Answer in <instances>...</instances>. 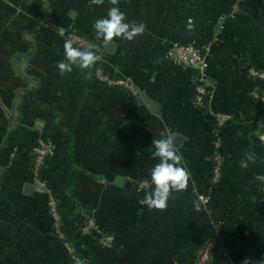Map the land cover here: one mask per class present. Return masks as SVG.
Instances as JSON below:
<instances>
[{
    "label": "crops",
    "instance_id": "1",
    "mask_svg": "<svg viewBox=\"0 0 264 264\" xmlns=\"http://www.w3.org/2000/svg\"><path fill=\"white\" fill-rule=\"evenodd\" d=\"M36 1L25 0V11L41 17L50 7L48 15L57 14L102 46L93 25L112 7L125 13L124 22L145 25L142 35L114 38L105 50L136 80L137 96L96 87L79 73L71 86L55 88L54 101L45 96L49 107L35 101L43 90H34L25 94L24 117H11L12 125L38 128L56 144L55 166L63 165L69 177L54 187L90 203L99 226L113 236L110 249L92 248L93 264H189L185 258L209 233L235 254L264 243V181L256 179L264 176V111L245 83L247 66L264 70V0H41L39 9L37 3L31 9ZM171 42L210 48L212 104L233 117L225 149L230 165L218 186L209 183L208 119L192 106L191 73L164 60ZM162 134L178 138L190 178L186 189L170 193L165 209H149L139 201L154 189L150 173L159 160L152 141ZM249 154L255 162L247 161ZM17 175L10 185L8 234L0 241V260L8 250L2 264H68L51 235L43 194H26L30 182L23 172ZM143 180L146 190L138 186Z\"/></svg>",
    "mask_w": 264,
    "mask_h": 264
},
{
    "label": "rangeland",
    "instance_id": "2",
    "mask_svg": "<svg viewBox=\"0 0 264 264\" xmlns=\"http://www.w3.org/2000/svg\"><path fill=\"white\" fill-rule=\"evenodd\" d=\"M24 2L25 0H0V144L6 138V136L9 138L17 137L22 141V143H24V138L27 137L28 133H30L29 137L38 138L37 141L41 139L40 137L42 135L37 132L38 128H32L29 130V128H26V126L23 125H12L13 122L11 121V117H13L14 115H16L18 119L24 117V98H26L24 92L25 90L29 91V93L34 90H43L45 94L35 97L36 102H40V99L43 100L41 102H48L45 100V96H48L49 100L54 101L55 96L52 93H54L55 88L71 86V82L73 81L72 76L74 74L78 75L80 73L82 76H85L86 79L90 82H92L93 80L98 81V76L101 77L105 75L108 76L111 81L119 79L123 80V82H126L128 84L129 88L122 90L131 97H135L138 95V85L136 83V80L128 77L126 73H123L119 70L120 68L118 65L120 64L114 63L107 57L105 52L106 48L104 46L95 43V41L84 38V36H87L84 31H82L84 33L82 36L78 35L75 31H73L74 27L72 24H69L64 28L61 24V20L55 23L54 19L52 20V18H50L48 14H42L41 17H38V15H35L34 13L31 14L28 10L25 11V9L23 8ZM36 2H32L31 5H29L31 9L32 4ZM41 11L44 12V9H42ZM220 21L221 19L218 22ZM61 27L63 29H61ZM49 30H55L56 32H58L60 37L71 42V44L75 48L87 49L91 44H95V50L98 52V54L102 55L103 59L96 62L95 65L89 67L88 69L82 70L78 66L74 65L71 72H65L63 75H61L59 69L57 68V63L66 59L65 52L62 48L55 50V48H58L59 45L53 42L52 36L48 34V32H46ZM33 44L34 46H32ZM172 46H189L204 53L208 69V57L210 52L209 47L198 46L195 43H166L164 51V60L166 62L168 61L167 59H165V54ZM168 63L171 64L170 62ZM174 67L182 71L191 73L190 71L183 70L182 68L176 66ZM247 67V77H244L245 83L248 85L247 94L251 98L257 100L254 95H251L254 90L249 91L250 84L251 86L253 84L251 82V78L253 77L250 71H256L257 69L256 67ZM191 76L192 80L194 81L193 94L195 89L198 87L208 88L211 96V106L214 111L220 112L215 110L213 107V90L210 86L208 78L204 79L203 84H201L196 74L193 75L192 72ZM79 83L80 82H75L73 85L78 86ZM106 89L112 90L107 87ZM46 105L49 107L51 103L48 102ZM210 146L211 138L209 136L208 151H210ZM225 149L226 148H224V151ZM5 151L6 152L0 151V241L3 242L8 234V211L12 212L13 208V204L12 202H10L12 194V192L10 191V185L17 181L16 177H19L17 173L22 172L20 170L21 165L23 166L26 160L25 156L19 149L9 147ZM63 167L64 166L61 164L59 166H54V174L46 175L44 177L45 180H49L50 184L55 186L59 181L63 180V178L65 179L69 177L65 174V169ZM212 182L213 180L210 176V185L218 186L221 183L219 182L218 184H213ZM30 185L34 186L35 189H37V191L41 194H43L47 190L50 192V188L44 189L42 187H38L34 184L33 180L30 182ZM203 202L208 203V199L205 198ZM93 212L95 213L96 217V209H94ZM97 225L98 227H100L98 223ZM100 229L103 230L101 227ZM216 233L218 232L216 231ZM217 236L219 237V235ZM212 238H214V236ZM221 246L222 248L227 247V245ZM7 251L8 250H5L4 254L1 255L2 260H0V264H2L3 260L5 261L8 258V253H6ZM223 252L227 255V251L223 250ZM65 255L67 259L68 255L66 254V252ZM67 262L69 264L68 259ZM198 263L199 262L195 264Z\"/></svg>",
    "mask_w": 264,
    "mask_h": 264
},
{
    "label": "built area",
    "instance_id": "3",
    "mask_svg": "<svg viewBox=\"0 0 264 264\" xmlns=\"http://www.w3.org/2000/svg\"><path fill=\"white\" fill-rule=\"evenodd\" d=\"M165 59L172 65L182 68L183 70L194 72L197 75L198 80L203 84V80L206 79L207 61L205 54L199 50L189 47V46H172L165 54ZM251 70V75L254 79L264 81V73L260 70ZM98 82L102 83L105 87L110 89L125 90L129 86L123 80L111 81L108 76H98ZM203 86V85H202ZM122 90V91H123ZM251 95H254L257 101L264 103V96H260L257 90H254ZM192 106L202 112L208 119L209 123V136L211 138V163L210 166V176L213 180V184H218L222 181L225 174L222 172L224 165V138L222 137V132L227 126L232 122V115L223 112H216L211 106V96L208 88L198 87L195 89ZM212 126V130H210ZM34 155L33 164V182L36 186L48 189L43 181L38 178V172L45 160L52 156L55 152V146L51 143L45 142L43 140H38L32 147L30 151ZM141 190H146L149 187V183L146 180L140 181L138 184ZM46 197V207L48 209V214L51 220L50 232L53 237L61 241L63 248L68 255L69 259L74 264H86L84 260H81L75 253L74 248L64 241L63 233L61 232V216L57 210L58 201L56 199L55 193L52 190L50 192L47 190L43 193ZM207 201V200H206ZM81 234L84 236L93 237L99 248L110 249L113 245L114 238L111 234L103 231L98 227L96 223L95 213L92 211L90 214L85 216L84 224L81 229ZM219 237L217 234L214 238H211L208 244L202 250L198 260V264H207L210 261V256L212 250L216 247ZM223 256H227L226 253ZM238 264H264L257 260L253 261H241Z\"/></svg>",
    "mask_w": 264,
    "mask_h": 264
},
{
    "label": "trees",
    "instance_id": "4",
    "mask_svg": "<svg viewBox=\"0 0 264 264\" xmlns=\"http://www.w3.org/2000/svg\"><path fill=\"white\" fill-rule=\"evenodd\" d=\"M37 5L36 8L38 9L40 5H43V3L41 2V0H37ZM42 9V8H41ZM50 7L48 8H44V14H48V11H50ZM50 18H52V20L54 19L55 23H57L59 20L62 21V26L65 28L66 26L69 25V23L63 19L60 18V16H58L55 13H51V15H48ZM57 25V24H56ZM74 27V26H73ZM61 29H63L61 27ZM73 31H75L78 35L82 36L84 33L82 32L81 29L79 28H75L73 29ZM48 32V34H50L52 36L53 42H55L58 46V48H55V50H58L59 48H62L65 52L64 49V45L65 42L67 40H65L64 38L60 37L58 32H56L55 30H49L46 31ZM84 38L89 39L88 36H84ZM69 42V41H67ZM34 46V44L32 45ZM73 46V45H72ZM74 47V46H73ZM75 48V47H74ZM257 70H260L264 73V70L259 69L256 67ZM192 74V72H191ZM195 73L193 72V75ZM252 79V86L250 84L249 86V91L250 90H257L258 94L260 96H264V81L262 80H258V79ZM92 83L94 84V86L99 87V88H104L106 89V87L102 84L99 83L98 81L93 80ZM25 90V89H24ZM25 94H28L29 91L25 90L24 91ZM252 100H254L256 103H258L261 107V111H264V103H261L253 98H251ZM202 113V112H201ZM232 122H233V118H232ZM232 122L227 126V128H225L222 132V137L224 138V148H226V138L228 133L231 130V126H232ZM212 126H210V130H212ZM208 132H209V126H208ZM41 140L51 143L55 146V152L52 156H50L49 158H47L44 162V164L42 165V167L40 168L39 172H38V178L43 181L45 183V185L50 188V190L53 191V193H55L56 195V199L58 201V205H57V210L61 216V232L63 233L64 236V241L67 242L68 244H70L74 250L76 255L81 259L84 260L86 264H93V257H92V248L95 247V249H99V246L97 245L96 240L93 237L90 236H84L81 234V229L83 227L84 224V220H85V216L90 214L93 210L94 207L87 202H84L82 200H80L76 194L72 191H62V190H58L56 187H54V185L50 184L49 180H45V176L46 175H52L53 174V167L55 166V162L57 161V147L56 144L54 142H51L49 139H47L44 136L40 137ZM38 138H33V137H26L24 138V143H22L21 140H19V138H9L6 136V138L2 141V143L0 144V151L2 152H6L5 150H7L9 147H13L15 149H19L23 155L25 156L26 160L23 164V166L21 165V171L26 175V177L28 178V181L31 182L33 179V164H34V156L30 153V149L31 147H33V145L37 142ZM7 148V149H6ZM4 149V150H1ZM208 155H209V161H210V166L212 165L211 163V152L208 151ZM223 157H224V165L222 168V172L223 174H225V172L227 171V168L230 165V160L227 157L226 152L224 151L223 153ZM210 169V168H209ZM210 173V170H209ZM209 179H210V174H209ZM52 187V188H51ZM44 198V215L48 218L49 220V225H51V220L48 214V209L46 207V197L43 195ZM215 236L214 233H209L207 234L204 238L200 239L196 245L192 248V251L187 255V257L185 258V262L189 263V264H195L196 261L198 260L200 254L202 253V250L204 249V247L208 244V242L210 241V239ZM55 240H57L54 237ZM226 240V238H225ZM228 243V240H226ZM232 240L231 238L229 239L230 244H232ZM58 243H60L62 246V242L57 240ZM222 239L220 238L217 241V245L216 247L212 250V254L210 256V261L207 264H229L228 262V258H230L233 261V264H238L239 262L245 260V261H253V260H257L259 262L264 263V243L259 241L257 243H251V247L249 249H246L245 251H243L240 254H235L232 249L230 247H227L226 250L224 248H222ZM223 250L227 251V256H223L224 252ZM69 264H74L69 257H67Z\"/></svg>",
    "mask_w": 264,
    "mask_h": 264
},
{
    "label": "clouds",
    "instance_id": "5",
    "mask_svg": "<svg viewBox=\"0 0 264 264\" xmlns=\"http://www.w3.org/2000/svg\"><path fill=\"white\" fill-rule=\"evenodd\" d=\"M101 2V0H96ZM116 0H113L115 3ZM125 13L118 7H112L108 10L107 18L95 21L93 28L97 40H103L105 46L114 38H123L132 41L137 35H142L145 31L143 23H127ZM65 60L57 63L60 74L71 72L73 66L80 69H88L103 59L101 54L95 50L96 45L91 44L87 49L74 48L71 42H65ZM177 137L173 135L162 134L159 140H153L152 145L155 147L153 157L158 158L157 163L151 170V182L154 189L146 193L139 203L146 205L149 209L163 210L167 207V202L172 191H182L186 189L190 173L181 166L182 155L179 153L176 145ZM247 161L255 162L253 154L247 155ZM242 167H248L245 160H241ZM257 180L264 181V176H257Z\"/></svg>",
    "mask_w": 264,
    "mask_h": 264
},
{
    "label": "water",
    "instance_id": "6",
    "mask_svg": "<svg viewBox=\"0 0 264 264\" xmlns=\"http://www.w3.org/2000/svg\"><path fill=\"white\" fill-rule=\"evenodd\" d=\"M104 47L106 48V50H110L112 48V46L110 44H108L107 46L104 45ZM156 109H157L156 106H154V105L151 106V110H154L155 111ZM34 190H35V187L34 186H31V185L30 186L29 185L25 186V193L26 194H30Z\"/></svg>",
    "mask_w": 264,
    "mask_h": 264
}]
</instances>
